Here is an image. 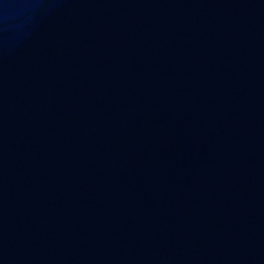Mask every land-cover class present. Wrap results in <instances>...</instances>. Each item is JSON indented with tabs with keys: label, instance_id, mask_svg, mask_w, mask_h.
Masks as SVG:
<instances>
[{
	"label": "water",
	"instance_id": "1",
	"mask_svg": "<svg viewBox=\"0 0 264 264\" xmlns=\"http://www.w3.org/2000/svg\"><path fill=\"white\" fill-rule=\"evenodd\" d=\"M0 264H264V0H0Z\"/></svg>",
	"mask_w": 264,
	"mask_h": 264
}]
</instances>
